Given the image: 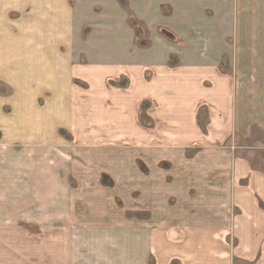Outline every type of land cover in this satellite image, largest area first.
Segmentation results:
<instances>
[{"label":"crops","instance_id":"obj_1","mask_svg":"<svg viewBox=\"0 0 264 264\" xmlns=\"http://www.w3.org/2000/svg\"><path fill=\"white\" fill-rule=\"evenodd\" d=\"M57 1L31 4L55 22L7 46L0 208L35 191L57 264H264V0ZM94 6L99 23L81 18ZM84 25L102 34L81 56ZM81 127L89 168L65 170L58 131Z\"/></svg>","mask_w":264,"mask_h":264},{"label":"rangeland","instance_id":"obj_2","mask_svg":"<svg viewBox=\"0 0 264 264\" xmlns=\"http://www.w3.org/2000/svg\"><path fill=\"white\" fill-rule=\"evenodd\" d=\"M36 1H39V3H36L35 5ZM40 3L41 0H0V55H1L0 56V113L3 111L6 114H10L9 112L12 110L13 107V104L11 103L13 101V100L11 101L12 89L9 86V81H8L9 75L11 74L10 73L11 68L7 59L9 52V48L7 46L19 45V47H22L21 45L25 44L28 34L30 37L32 35V33L28 31L29 30L28 26L30 24L32 25L40 24L41 19L44 17L48 19V22H55V18H56L55 10H52L49 16H43L34 13V11L37 12L36 10L30 9L31 4L33 8L34 6L37 7V5L40 6ZM56 3H58L57 0ZM72 3L74 2L70 1L68 3L69 6H73ZM101 10L102 9H100L98 6L90 7L91 13L88 10L86 11L82 10L81 18L82 19L87 18V20H89L88 22L90 23H94V22L99 23L100 22L99 15ZM117 20L118 18L116 19V21ZM84 26L85 27L80 31V33L74 34L77 38L76 51L80 50L79 52L81 56H84L85 53L84 47H86L90 37L94 35L95 37H98L102 34V32L100 31H92L89 25H84ZM31 39L32 40L39 39V33L37 37L32 36ZM18 49L20 50V52H22L21 54L24 56L23 53H25V48H18ZM57 50L62 53L64 52L65 54L69 52V49L65 47H61V48L59 47V49L57 48ZM98 50H99L98 52L100 53V49ZM32 54L37 55L35 53ZM124 82H125L124 80H119L118 82L116 81L117 85L123 84ZM75 85L77 86V88H80L82 92L80 97V102L82 104H88L89 97L86 94H84V91H87L86 90L87 84H85L83 81L77 80L75 82ZM33 100L37 104L38 108H41L46 103L47 95L44 93H40L38 91V94L34 96ZM1 122L2 120L0 117V124ZM96 131L97 133H99L100 129L97 128ZM58 133L64 140L63 145L65 146L66 152L68 151L64 161L59 163V167L64 168L65 170L70 169L72 166L78 168H89L88 162L84 160V155L86 154L85 152L89 151V146H90L88 143L89 128L81 127L79 130L75 129L74 132L70 131L68 128H63L60 129ZM78 139H80V142L78 141ZM36 150H38L37 152L40 151L39 145H37L36 148H34V152ZM71 151L79 152V154H77L78 156L81 155V157L78 158L79 161L78 160L76 161L69 156V153ZM36 162L40 164L38 160L35 161V163ZM50 165H52V163H50ZM68 177H67L68 183L72 187H76V183L78 182H76L75 180L73 181V179ZM104 178L105 177H98V181L101 182V179H103L102 183L103 184L107 183L108 185L109 182H106ZM38 181H39V177L34 176V184H33L34 188ZM0 194L3 204L4 198H7L8 200V195L3 190L1 191ZM115 200L119 207L120 201L118 199ZM29 204L32 205L29 208L28 207L17 208L16 214H15V210L14 209L12 210V208L9 209L8 206H2L0 208V228H1L0 235L2 236V238L0 239V264H57L58 263L59 259L50 261L49 257L48 259L44 257V255H46L48 251L50 241H47V236H49L47 232V226L45 224H41L38 222L42 210L41 207L38 206L39 204H38V200L36 199L35 191H33L32 203L29 202ZM123 209L126 210L125 207ZM24 212L32 215L33 222H20V221L14 222L13 219L15 218L20 219V215H23L22 213ZM136 212H137L136 209L130 210V213L132 214ZM14 215H17V217L14 218ZM140 215L141 217H143L144 213L142 212V214Z\"/></svg>","mask_w":264,"mask_h":264}]
</instances>
